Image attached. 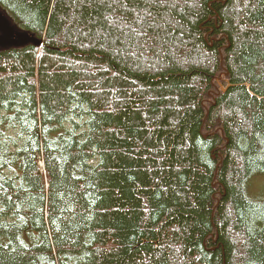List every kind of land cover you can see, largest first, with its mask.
<instances>
[{
	"label": "trees",
	"instance_id": "1",
	"mask_svg": "<svg viewBox=\"0 0 264 264\" xmlns=\"http://www.w3.org/2000/svg\"><path fill=\"white\" fill-rule=\"evenodd\" d=\"M0 5V264H264V0Z\"/></svg>",
	"mask_w": 264,
	"mask_h": 264
},
{
	"label": "water",
	"instance_id": "2",
	"mask_svg": "<svg viewBox=\"0 0 264 264\" xmlns=\"http://www.w3.org/2000/svg\"><path fill=\"white\" fill-rule=\"evenodd\" d=\"M2 8L10 15V12L0 5V46L23 48L27 45L38 47L42 45L43 38L28 29H18L11 23L8 14Z\"/></svg>",
	"mask_w": 264,
	"mask_h": 264
},
{
	"label": "rangeland",
	"instance_id": "3",
	"mask_svg": "<svg viewBox=\"0 0 264 264\" xmlns=\"http://www.w3.org/2000/svg\"><path fill=\"white\" fill-rule=\"evenodd\" d=\"M3 9V8H2ZM4 10V9H3ZM5 11V10H4ZM7 13V12H6ZM8 14V13H7ZM9 15V14H8ZM9 18L11 20V23L16 26V27H20V29H23L22 26H20V24L18 22H16L14 20V18H12V16L9 15ZM7 49H12V46L10 47H2L0 46V51H3V50H7ZM260 185L264 186V182H261Z\"/></svg>",
	"mask_w": 264,
	"mask_h": 264
},
{
	"label": "bare ground",
	"instance_id": "4",
	"mask_svg": "<svg viewBox=\"0 0 264 264\" xmlns=\"http://www.w3.org/2000/svg\"><path fill=\"white\" fill-rule=\"evenodd\" d=\"M3 10V9H2ZM5 12V11H4ZM6 13V12H5ZM7 14V13H6ZM9 16V15H8ZM18 29L20 28V27H17Z\"/></svg>",
	"mask_w": 264,
	"mask_h": 264
}]
</instances>
